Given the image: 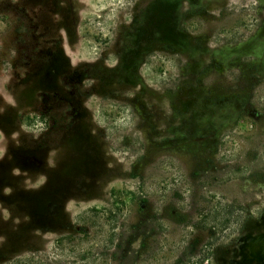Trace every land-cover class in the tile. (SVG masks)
<instances>
[{
	"label": "rangeland",
	"instance_id": "374dc122",
	"mask_svg": "<svg viewBox=\"0 0 264 264\" xmlns=\"http://www.w3.org/2000/svg\"><path fill=\"white\" fill-rule=\"evenodd\" d=\"M0 134V264H264V0H0Z\"/></svg>",
	"mask_w": 264,
	"mask_h": 264
},
{
	"label": "clouds",
	"instance_id": "9594fccd",
	"mask_svg": "<svg viewBox=\"0 0 264 264\" xmlns=\"http://www.w3.org/2000/svg\"><path fill=\"white\" fill-rule=\"evenodd\" d=\"M109 63L112 64V63H115V61L114 60H110ZM85 83L86 84L87 83H91V81H86ZM149 83L151 84V81H149ZM98 123H100L101 125H103V121H98ZM46 126L47 125H46L45 122H41V123L37 124L35 127H30L27 124L22 125V127L24 128L25 131H31L34 134H37V133H39L41 131H44L45 128H46ZM15 135L16 134L14 133L13 136H15ZM0 139H2V134H0ZM3 151H4L3 147L0 146V155L3 154ZM51 155L52 154L50 153V156ZM135 159H136V157H131L130 160L128 161V163L130 164L132 162V160H135ZM48 163H49V165H51L52 164V160L49 159ZM109 166H111V165H109ZM42 180H43V178H41V181L40 182H42ZM5 215H7V214L5 213ZM189 231H194V229L191 228V226H189ZM205 264H209V262L208 261H205Z\"/></svg>",
	"mask_w": 264,
	"mask_h": 264
}]
</instances>
